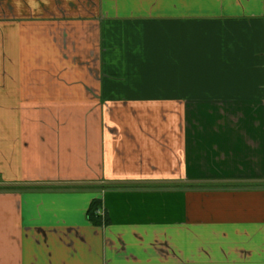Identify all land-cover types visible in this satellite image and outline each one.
I'll return each instance as SVG.
<instances>
[{
    "label": "crops",
    "instance_id": "1",
    "mask_svg": "<svg viewBox=\"0 0 264 264\" xmlns=\"http://www.w3.org/2000/svg\"><path fill=\"white\" fill-rule=\"evenodd\" d=\"M0 186V264H264V0H0Z\"/></svg>",
    "mask_w": 264,
    "mask_h": 264
},
{
    "label": "trees",
    "instance_id": "2",
    "mask_svg": "<svg viewBox=\"0 0 264 264\" xmlns=\"http://www.w3.org/2000/svg\"><path fill=\"white\" fill-rule=\"evenodd\" d=\"M0 188H4V187L0 186ZM5 188H10V187H5ZM99 207H100V200L96 199L91 202L90 207L88 209V218L94 223L100 221L99 220L100 217L97 214Z\"/></svg>",
    "mask_w": 264,
    "mask_h": 264
},
{
    "label": "built area",
    "instance_id": "3",
    "mask_svg": "<svg viewBox=\"0 0 264 264\" xmlns=\"http://www.w3.org/2000/svg\"><path fill=\"white\" fill-rule=\"evenodd\" d=\"M97 214H99V215H102V213H101V211H100V210H98V211H97Z\"/></svg>",
    "mask_w": 264,
    "mask_h": 264
}]
</instances>
